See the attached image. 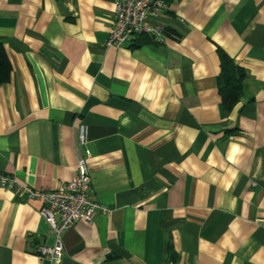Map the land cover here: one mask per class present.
Returning a JSON list of instances; mask_svg holds the SVG:
<instances>
[{
	"label": "crops",
	"instance_id": "0c3cea01",
	"mask_svg": "<svg viewBox=\"0 0 264 264\" xmlns=\"http://www.w3.org/2000/svg\"><path fill=\"white\" fill-rule=\"evenodd\" d=\"M165 1L162 42L114 48L113 0H0V174L51 190L88 150L105 208L52 260L40 201L0 186V264H264V0ZM218 50L245 72L230 109Z\"/></svg>",
	"mask_w": 264,
	"mask_h": 264
},
{
	"label": "built area",
	"instance_id": "2783aa9c",
	"mask_svg": "<svg viewBox=\"0 0 264 264\" xmlns=\"http://www.w3.org/2000/svg\"><path fill=\"white\" fill-rule=\"evenodd\" d=\"M167 10L165 0H113L114 22L105 45L119 48L141 37L151 42H162L167 30L158 19L165 16ZM86 136V128L81 126L79 144H85ZM90 154L86 150L78 157L74 176L51 190L36 189L12 175L0 174L1 187L12 190L19 198L36 199L41 203L39 212L52 230L54 243L39 244L35 251L40 257L59 260L63 252V234L77 221L90 222L97 210H105L90 193Z\"/></svg>",
	"mask_w": 264,
	"mask_h": 264
},
{
	"label": "trees",
	"instance_id": "16d2710c",
	"mask_svg": "<svg viewBox=\"0 0 264 264\" xmlns=\"http://www.w3.org/2000/svg\"><path fill=\"white\" fill-rule=\"evenodd\" d=\"M218 53L220 57V71L217 76L218 92L222 108L230 109L242 96L245 72L224 51L218 50ZM10 72L11 63L0 42V84L9 80Z\"/></svg>",
	"mask_w": 264,
	"mask_h": 264
}]
</instances>
